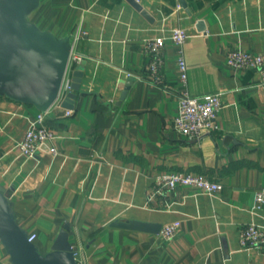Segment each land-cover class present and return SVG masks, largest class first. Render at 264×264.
<instances>
[{"label":"crops","instance_id":"crops-1","mask_svg":"<svg viewBox=\"0 0 264 264\" xmlns=\"http://www.w3.org/2000/svg\"><path fill=\"white\" fill-rule=\"evenodd\" d=\"M136 1L148 17L128 0H41L31 13L57 40L86 32L74 48L84 73L73 113L65 114V94L46 116L57 154L48 145L22 154L19 143L41 111L0 96V191L43 254L68 224L87 264H264V246L239 242L242 226L264 228L255 199L264 189V82L259 69L227 63L229 50L264 51V0ZM177 28L189 34L188 91L222 101L218 127L195 139L173 126L183 90L170 39ZM158 36L166 40L163 85L144 78V42ZM171 172L201 174L223 189L156 191L154 177ZM117 220L161 228L179 221L180 229L166 241L113 226ZM0 264H12L1 238Z\"/></svg>","mask_w":264,"mask_h":264},{"label":"water","instance_id":"water-1","mask_svg":"<svg viewBox=\"0 0 264 264\" xmlns=\"http://www.w3.org/2000/svg\"><path fill=\"white\" fill-rule=\"evenodd\" d=\"M148 17L136 0H128ZM41 0H0V96L35 105L40 111L52 107L59 98L73 49L71 35L57 40L40 30L29 16ZM183 6L185 3L181 0ZM73 72L72 91L66 94L64 106L74 107L80 88L83 66ZM124 90L122 99L126 97ZM113 226L160 232L161 225L137 220H117ZM69 225L59 233L52 250L41 253L29 241L26 232L15 220L7 195L0 191V238L12 264H77L69 241Z\"/></svg>","mask_w":264,"mask_h":264},{"label":"built area","instance_id":"built-area-1","mask_svg":"<svg viewBox=\"0 0 264 264\" xmlns=\"http://www.w3.org/2000/svg\"><path fill=\"white\" fill-rule=\"evenodd\" d=\"M86 34L80 28L71 34L73 49L70 56L68 68L64 76L59 97L72 91L73 75L72 72L82 64L84 55L74 51L75 44ZM189 37L184 28L174 29L170 39L177 46V68L180 81L183 85L179 98V109L174 118V129L188 139L200 138L206 133H211L218 127L217 117L222 107L220 93L206 94L201 97L193 96L188 91V65L185 59L184 44ZM166 40L162 36L150 38L144 42V52L148 59L146 67V78L155 84H164L163 69L166 63L165 58ZM227 63L231 67L243 69L253 67L259 69L262 82H264V51L251 52L242 50H229L227 53ZM143 78V77H142ZM50 109L41 111L31 122V126L26 131L22 141L19 143L20 150L25 156H34L44 145H48L49 151L53 154L58 153L55 145L56 131L46 125L45 119ZM73 111L66 109L65 114L71 115ZM180 186H192L199 190L213 193L223 189V184L214 181L204 175L171 172L160 173L154 177V189L160 193L172 191ZM256 202L261 206L264 204V189H259L255 196ZM180 229V222L175 221L162 226L160 235L166 241L175 238ZM36 234L28 236L29 241H34ZM239 242L243 247L264 246V228L255 224H246L240 229ZM77 264H87L82 251L74 250Z\"/></svg>","mask_w":264,"mask_h":264}]
</instances>
